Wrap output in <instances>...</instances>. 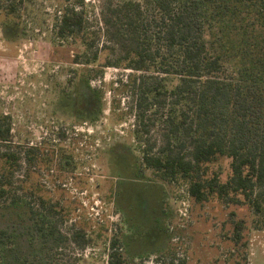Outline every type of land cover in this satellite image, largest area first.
<instances>
[{"label": "trees", "instance_id": "1", "mask_svg": "<svg viewBox=\"0 0 264 264\" xmlns=\"http://www.w3.org/2000/svg\"><path fill=\"white\" fill-rule=\"evenodd\" d=\"M74 4L79 8L65 7L56 23L58 37L80 43L72 62L135 71L123 86L133 102L141 166L161 181L183 184L197 202L215 196L262 214L264 0H103L96 28L83 0ZM156 118L163 130L151 140ZM13 137L11 116L0 112V264H25L41 241L38 228L54 234L63 221V207L43 193L36 169L76 168L66 148L41 151L40 142L16 144ZM221 157L229 159L224 181L209 171ZM70 238L84 249L96 236L80 227ZM109 239L108 264H122L119 238Z\"/></svg>", "mask_w": 264, "mask_h": 264}, {"label": "rangeland", "instance_id": "2", "mask_svg": "<svg viewBox=\"0 0 264 264\" xmlns=\"http://www.w3.org/2000/svg\"><path fill=\"white\" fill-rule=\"evenodd\" d=\"M74 2L0 0V112L11 116L13 141L40 142L41 151L66 148L76 164L69 172L36 169L34 178L64 217L54 234L38 228L41 241L25 264H108L111 236L121 243L122 264H264V212L215 196L197 202L183 184L141 166L133 102L123 86L135 71L72 62L80 43L58 37L56 23L65 7L79 8ZM102 2L83 0L92 27ZM161 130L156 118L148 136ZM209 171L226 180L229 159H216ZM80 227L96 236L84 249L70 238Z\"/></svg>", "mask_w": 264, "mask_h": 264}, {"label": "flooded vegetation", "instance_id": "3", "mask_svg": "<svg viewBox=\"0 0 264 264\" xmlns=\"http://www.w3.org/2000/svg\"><path fill=\"white\" fill-rule=\"evenodd\" d=\"M125 155V154H124Z\"/></svg>", "mask_w": 264, "mask_h": 264}]
</instances>
